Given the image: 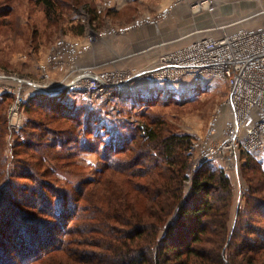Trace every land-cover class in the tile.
I'll list each match as a JSON object with an SVG mask.
<instances>
[{"label": "trees", "instance_id": "trees-1", "mask_svg": "<svg viewBox=\"0 0 264 264\" xmlns=\"http://www.w3.org/2000/svg\"><path fill=\"white\" fill-rule=\"evenodd\" d=\"M35 1L45 8L49 17H58L56 0ZM90 15L92 25L99 22L98 12L91 10ZM77 93L87 97L84 92L68 90L58 97L36 94L23 104L28 115L35 111L44 113L50 123L62 120L72 128L53 133L48 128L50 124L30 119L13 141L12 153L20 163H12L19 167H11L10 160L0 159V183L3 182L0 264H56L57 260L62 264H264V225L258 229L252 226L264 221V169L251 154L242 152L246 156L242 174L255 170L260 176L256 184L254 177L244 176L247 186L242 195L244 209L238 212L236 223L231 227L233 183L223 169H212L209 162L201 163L189 176L194 149L191 137L168 131L161 121L138 124L132 119L131 122L116 120L123 114H131L130 111L107 113L108 127L101 132L103 125L97 126L96 112L92 114L91 110L85 116L87 109L83 110L68 98L69 94L76 96ZM82 96L78 98L86 101ZM128 98L118 100L132 102ZM151 99L154 98H137L146 102ZM5 121L3 117L0 134L5 129ZM120 123L121 130H116L118 127L114 130ZM27 150L34 151L28 154ZM83 154L100 155L96 177L79 180L73 186L68 183L67 189L56 187L53 196L48 198L42 190L48 186L41 180L47 176L51 179V173L62 176V167L78 169L77 160ZM62 160L65 163L60 166L63 162L58 161ZM53 161L54 168L40 171V166ZM109 171L124 177L123 182L145 195L152 206L146 207L142 214L134 210L130 195L123 190L119 202L114 196L106 199L107 195H101L97 184L115 183L112 179L104 180ZM71 174L74 172L65 175ZM12 175L28 182L14 180L12 188L7 182L4 187ZM59 182V179L52 180L53 184ZM15 189L31 192L30 203L39 199L41 205L36 207V213L46 219L26 211L15 200L11 202L7 197L14 195ZM16 204L24 208L18 209ZM254 208L260 209L262 216L257 220L244 219L243 211ZM127 211L132 212L130 218L126 216ZM190 218L192 227L186 230L184 222ZM78 237H83L90 249H100L99 256L90 252V258L83 262L80 259L85 252L81 251L80 256L69 255L68 246L77 247L82 242Z\"/></svg>", "mask_w": 264, "mask_h": 264}, {"label": "rangeland", "instance_id": "rangeland-1", "mask_svg": "<svg viewBox=\"0 0 264 264\" xmlns=\"http://www.w3.org/2000/svg\"><path fill=\"white\" fill-rule=\"evenodd\" d=\"M56 1L59 4L58 17H49L45 8L35 0H0V124L3 117L6 120L5 129L0 134V159L10 160L11 167H14V165L19 167L17 163H20L18 162L20 159L13 156L12 146L14 138H17L15 135L24 128L28 120H43L47 123L46 125L50 124L48 128L53 133L56 130L58 132L61 129L72 128L70 124L62 120H57L60 123L51 120L50 123L44 113L35 111L28 115L24 111V107L19 110V124L17 126L13 125V122L14 124L17 123V120L13 121L12 119L15 112L12 111V108L16 100L19 101L21 97H24L27 101L36 94H41L35 92L31 85L21 84V81H31L39 85L48 79L59 80L60 77L66 76V74L75 75L84 70L82 68L88 69L87 67H95L93 72L96 74L111 72L117 67L121 71L128 70L136 74L138 71L143 72L152 67L161 54L184 50L189 44L198 39L211 37L216 40L221 36H227L229 32L234 34L242 29L255 30L264 26V0H213L215 1L213 6L199 12L192 11L189 4L177 5L175 9L173 7V4L176 3L175 0ZM91 10L98 12L100 18L99 22L93 25L91 21L93 17L90 15ZM176 10H178V14ZM167 11H171V13L165 16ZM148 18L157 20L156 24L161 25L159 36L155 38L148 36L146 39H139L138 34L133 36V34L135 35L134 32L140 30V28L131 29L124 32V34L120 32L133 27L136 21ZM241 21H244L243 24L241 23L243 26L237 28ZM89 29H92L95 33L92 32L91 34ZM150 31L151 29L148 30L149 33ZM97 38L99 39L97 40ZM59 41L66 43L67 52L62 54L61 63L53 67L54 65H49V55ZM165 44L166 46H164ZM137 47L143 48L134 50ZM131 56L133 58L127 59ZM113 59L115 62L112 61ZM109 65H112V67ZM137 65L139 67L134 68ZM113 66L115 67L113 68ZM146 79L144 76H139L118 91L122 94V97H129L128 99L132 101L130 103L129 101L120 102L121 100H118L120 97L110 98L111 96L107 97L106 95L84 97L81 93H77L76 96L69 94L68 98L74 101L76 105H80L83 110L87 109L84 112L85 116L91 110H93L92 114L96 112L97 126L99 124L103 125L102 129L100 128L101 132L108 127L109 117L107 113L130 111L131 114H123L116 120L131 122L132 119L138 124L142 122L151 124V122L161 121L166 125L168 131L191 137L194 148L189 163V176L191 177L192 173L194 174L202 166L196 160V151H200V148L202 150L205 146L217 149L216 144H221L224 141L223 123L229 119V112L224 110L223 104L229 92V87L223 82L207 78L183 79L171 82L149 81ZM69 91L73 92L74 90ZM7 95L12 98L5 100ZM79 96H82L86 101L79 99ZM140 96L154 99L149 102L137 100ZM83 121L82 116L81 122ZM132 125L136 126L135 124ZM121 126L120 123L119 126H115L113 129L115 130L118 127L116 130H121ZM14 127L16 128L14 129ZM37 130V132H40L39 129ZM33 151L27 150L26 152L32 154ZM242 152L245 151L232 152L231 161H234V163L231 166L221 162V158L218 156L210 160L208 165L212 169H223L233 183L235 194L230 209L229 225L231 227L236 223L238 212L244 209L245 199L242 195L247 191L244 176L247 178L254 177L255 182H252L255 184L260 176L255 170L244 171V174H242L246 159ZM251 155L264 169V152L260 155ZM14 157L15 160H12ZM58 163L62 166L65 161H58ZM77 163L78 169L75 170L68 168V170H65V167H62L61 172L64 173L62 176H55L51 173L50 178L52 180H60L58 184H53L49 176L46 177L47 179L41 180L46 184V187L48 186V188L42 189L48 198L53 196L54 190L58 189L56 187L67 189L68 183L73 186L72 183L75 184L79 180H92L95 178V169L100 165V155L83 154L77 160ZM154 163H157V161ZM40 167L41 172L46 171L48 167L54 168V161ZM28 171L30 175L31 172ZM66 172H74V174L65 175ZM17 176L12 175L11 180L8 177L4 184L7 182L12 188L14 180L24 184L28 182L21 179V176ZM30 176L33 177L34 175L31 174ZM106 178L115 182L114 185L112 183L109 185L108 181L105 182L106 185L97 184L100 194L107 195L106 199L114 196V199H118L117 202L121 201V190H123L124 194L130 195L132 207L136 212L142 213L146 207L152 206L144 198L145 195H142L140 191L131 187L128 183L123 182L124 177L109 171L105 174L104 180ZM128 182L130 181L128 180ZM135 182H140V180H135ZM2 184L3 182L0 183V187ZM1 190H3V186L0 188V192ZM30 193L15 189L14 195L7 198L11 202L15 200L25 207L16 204L18 209L24 208L39 218L46 219L36 213V207L39 208L41 205L39 199L35 198V203L28 202ZM78 196L79 190L77 191ZM1 205V207H4L3 203ZM83 205L85 206L84 203ZM105 206L107 207V204ZM243 212L245 214L243 218L246 220H249V218L257 220L256 218H260L258 216H262L260 209L256 208L246 209ZM126 216L130 218L132 212H128ZM191 220V218L185 220L184 228L186 230L192 227ZM259 222L261 223L252 225L254 226L253 229L263 227L264 221ZM78 238L82 242L77 247L68 246L70 248L69 255L73 253L80 256L81 251H83L86 253L81 256L80 260L83 262L90 258L88 255L90 252L99 256L100 249L94 251V249L86 246L83 237ZM61 254L64 255V253ZM56 264H62V262L59 263L57 260Z\"/></svg>", "mask_w": 264, "mask_h": 264}, {"label": "built area", "instance_id": "built-area-1", "mask_svg": "<svg viewBox=\"0 0 264 264\" xmlns=\"http://www.w3.org/2000/svg\"><path fill=\"white\" fill-rule=\"evenodd\" d=\"M174 2H176L173 4L175 9L177 5L189 4L192 11L199 12L213 6L215 1L175 0ZM168 13L170 14L171 11L165 12V16ZM156 23L157 20L150 18L139 20L133 27L120 32L124 34L131 29ZM89 31L91 34L94 32L92 29ZM65 44L59 41L55 49H52L49 65L56 67L61 63L62 54L67 52ZM87 68H82L84 70L75 75L66 74L59 80L48 79L39 85L31 81H21V84L31 85L35 92L51 97H58L67 90L84 92L87 97L95 95L122 97L118 92L121 87L139 76H144L149 81L162 82L198 78L218 80L229 87L223 104L224 110L229 112V119L223 123L224 141L216 144L217 149L205 146L202 150L201 148L200 151L197 150L196 160L201 164L218 156L221 162L231 166L234 163L231 161L233 151H245L254 155L264 152V28L242 29L234 34L229 32L227 36H221L216 40L211 37L198 39L184 50L161 54L152 67L143 72L138 71L136 74L119 69L96 74L93 72L95 67ZM25 101V98L21 97L13 105L12 111L15 112L12 119L17 120L16 124L13 122L15 126L19 124V110Z\"/></svg>", "mask_w": 264, "mask_h": 264}, {"label": "crops", "instance_id": "crops-1", "mask_svg": "<svg viewBox=\"0 0 264 264\" xmlns=\"http://www.w3.org/2000/svg\"><path fill=\"white\" fill-rule=\"evenodd\" d=\"M178 10H176V12H177ZM177 14H178V12H177ZM171 16H172V14H171ZM248 19H252V18H248ZM248 19H246V20H248ZM243 22L244 21H241V22H239V26L237 27V28H240L241 26H243L242 24H243ZM242 23V24H241ZM165 24H168V23H165ZM255 27H257V26H255ZM260 27V26H259ZM237 28H235V29H237ZM261 28H264V26H261ZM261 28H259V29H261ZM149 29H151V31H150V33L148 32V30ZM160 29H161V25H158V24H155V25H147V26H144V27H142V28H140V30H138V31H136V32H134L135 33V35L133 34V36H136V34H138V36H139V39H146V38H148V36H153L154 38L156 37V36H159V34H160ZM144 36V37H143ZM141 43H145V44H147L146 42H141ZM167 44V43H166ZM166 44L164 45V46H166ZM169 45V44H168ZM135 46V45H134ZM163 46V47H164ZM141 48H143V47H137L136 49H134V50H139V49H141ZM135 52V51H134ZM131 54L129 53V56H130ZM131 58H133V56H131V57H128L127 59H131ZM115 59H117V58H115ZM118 60H120V59H118ZM117 60V61H118ZM112 61H114V59L112 60ZM115 62V61H114ZM120 62V61H119ZM140 65V64H139ZM110 67H112V65H109ZM115 66H113V68H114ZM138 68L139 66L137 65V66H134V68ZM116 69H118V67L116 68Z\"/></svg>", "mask_w": 264, "mask_h": 264}, {"label": "bare ground", "instance_id": "bare-ground-1", "mask_svg": "<svg viewBox=\"0 0 264 264\" xmlns=\"http://www.w3.org/2000/svg\"><path fill=\"white\" fill-rule=\"evenodd\" d=\"M67 78H68V76H67ZM229 116V115H228ZM231 117V116H230Z\"/></svg>", "mask_w": 264, "mask_h": 264}]
</instances>
